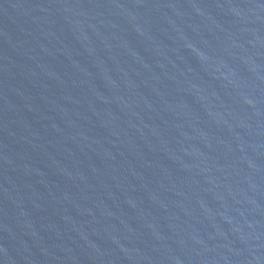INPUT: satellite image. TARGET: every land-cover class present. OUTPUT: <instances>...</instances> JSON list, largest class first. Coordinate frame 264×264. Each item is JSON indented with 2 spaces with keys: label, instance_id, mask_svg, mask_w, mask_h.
<instances>
[{
  "label": "water",
  "instance_id": "obj_1",
  "mask_svg": "<svg viewBox=\"0 0 264 264\" xmlns=\"http://www.w3.org/2000/svg\"><path fill=\"white\" fill-rule=\"evenodd\" d=\"M0 264H264V0H0Z\"/></svg>",
  "mask_w": 264,
  "mask_h": 264
}]
</instances>
